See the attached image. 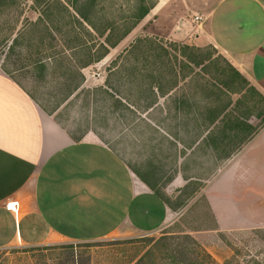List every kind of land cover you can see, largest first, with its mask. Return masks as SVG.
<instances>
[{
    "label": "rangeland",
    "instance_id": "1",
    "mask_svg": "<svg viewBox=\"0 0 264 264\" xmlns=\"http://www.w3.org/2000/svg\"><path fill=\"white\" fill-rule=\"evenodd\" d=\"M55 1L0 0V68L73 137L94 131L133 169L146 170L155 162L156 191L177 211L176 220L135 236L4 246L0 264H174L172 255L191 247L185 235L217 264H264V227L220 230L198 190L213 179L214 164L263 123L261 95L212 44L186 42L188 35L177 24L185 15L170 8L176 0L160 7L154 0L114 47L69 21ZM154 1L97 0L94 10L113 24L114 41L133 22V12ZM94 19L103 29L105 21ZM76 32L84 45L70 51ZM137 39H142L137 48L127 52ZM101 44L107 45V56L79 69L103 52ZM168 134L185 148L192 145L182 165L184 175L193 177L186 183L171 182L184 147ZM210 138L215 143L209 144ZM213 144L219 148L216 160Z\"/></svg>",
    "mask_w": 264,
    "mask_h": 264
},
{
    "label": "crops",
    "instance_id": "2",
    "mask_svg": "<svg viewBox=\"0 0 264 264\" xmlns=\"http://www.w3.org/2000/svg\"><path fill=\"white\" fill-rule=\"evenodd\" d=\"M170 8L185 15L177 24L186 42L212 44L264 98V0H176ZM168 137L187 151H178L171 182L186 183L192 145ZM211 148L216 160L219 148ZM225 158L198 187L216 226L264 227V121ZM153 163L133 169L92 130L73 137L0 68V247L135 236L171 224L177 211L156 191Z\"/></svg>",
    "mask_w": 264,
    "mask_h": 264
},
{
    "label": "trees",
    "instance_id": "3",
    "mask_svg": "<svg viewBox=\"0 0 264 264\" xmlns=\"http://www.w3.org/2000/svg\"><path fill=\"white\" fill-rule=\"evenodd\" d=\"M32 1L38 5H41V3H44L43 0H32ZM50 1L52 2L55 0H50ZM55 2H58L62 6V10L64 11L65 14H67V16L70 19L69 21H74V24L78 25L80 28L85 29V31L89 34L91 33L90 31L92 30L93 32H95L99 36H104V42L108 46H111V47H114L116 45V43L119 42L120 39H122L134 27L136 22L139 19L143 18L155 4V1H154L151 4H148L147 6H140L139 8H137L136 13L133 12V14L131 15V18L134 20L130 24V26L125 28V30L114 41H110V37L113 33V24L108 23L109 20L107 18H105L104 16L101 17V16H99V14H96L97 9L94 10V8H95L96 4L98 3L97 0H82L80 3H79V0H74V2L72 1L70 4H69L70 1H68V2L66 1V3H68V5L64 4L60 0H56ZM40 14L45 15L44 9L42 11L40 10ZM94 17H97V18L105 21L103 29L100 30V28L97 27ZM121 18H122V20H125L126 16H121ZM86 26H88V28H86ZM74 35H76L75 36L76 42H75V45L73 47L69 48L70 51L73 50V48L75 51V50L79 49L80 47H83V45H84L83 43H79L80 38L77 36V32ZM15 40L16 39L13 38L12 42ZM141 41H142V39H137L136 42L126 51L131 52V51L135 50L137 48L136 47L137 44ZM107 45H105V44L102 45L103 52H101V54H99L97 57L89 58V59L85 60L84 62L80 63L79 69H82V68H84V67H86V66H88L94 62H98L101 59H103L108 54ZM9 49H10V47H9ZM39 62L40 61L38 60V63ZM229 65H231V64H229ZM231 67L240 75V73L232 65H231ZM147 76H150V75H147ZM214 138H210L208 140L209 144H211V142L215 143ZM212 147H214V146H212ZM229 154H230V152H229ZM229 154H227L226 156H229ZM183 238L185 241L188 240V242H190L191 247L187 252L181 250V251L176 252L174 255H172L174 264H217L212 259L210 254L208 252H206L196 241H194L192 238H190L189 235H185ZM179 255L181 256L180 258L178 257Z\"/></svg>",
    "mask_w": 264,
    "mask_h": 264
},
{
    "label": "built area",
    "instance_id": "4",
    "mask_svg": "<svg viewBox=\"0 0 264 264\" xmlns=\"http://www.w3.org/2000/svg\"><path fill=\"white\" fill-rule=\"evenodd\" d=\"M194 18L195 19H199V16L198 15H195ZM5 207H6L7 210H13L14 209V204L13 203H7L5 205Z\"/></svg>",
    "mask_w": 264,
    "mask_h": 264
}]
</instances>
